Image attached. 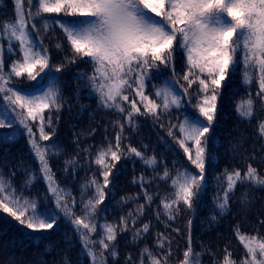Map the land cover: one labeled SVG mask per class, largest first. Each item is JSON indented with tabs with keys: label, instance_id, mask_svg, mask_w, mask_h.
Here are the masks:
<instances>
[{
	"label": "snow or ice",
	"instance_id": "obj_1",
	"mask_svg": "<svg viewBox=\"0 0 264 264\" xmlns=\"http://www.w3.org/2000/svg\"><path fill=\"white\" fill-rule=\"evenodd\" d=\"M14 12V19L0 21V129L10 130L0 132V152L7 161L18 138L26 135L30 151L39 163V173L22 168L31 175L18 189L13 183L15 172L6 177L2 167L7 164L0 167V210L28 230L30 243L48 239V233L63 218L73 226L83 246L82 254L91 258V264H106V253L117 255V235L130 230L129 222L135 228L146 206L141 204L121 217L120 225L97 223L98 217L103 219L99 215L103 211L100 205L111 191L109 186L113 184L114 170L118 171L117 163L139 158L153 169L154 180L171 181L172 192L161 198V205L167 219L173 220L181 206L194 210L207 189L206 174L218 147L214 133L219 122L221 90L241 64L243 84L251 86L255 81L258 90L255 98L249 95L235 110L239 118L249 121L256 118L257 104L259 111L264 112V0H14ZM57 26L72 55L53 64L44 39L60 41L59 36L51 35ZM55 48L63 51L64 43L57 42ZM5 49L9 56H17L7 66ZM177 53L186 57V71L182 74L175 69ZM78 61L89 64L91 74L84 70L74 77L77 99L87 92L88 99L97 100V110H110L123 116V122L117 119L114 125L119 128L115 143L109 141L95 154L102 181L94 173L80 186L79 200L71 189L56 181L49 160L59 156L63 149L52 140L55 131H46L53 127V112H59L66 103L64 69ZM163 69H169L171 74L166 75ZM17 78L35 84L22 89L17 87L20 82ZM181 80L186 83L182 84ZM149 87L153 89L151 93L147 91ZM138 105L143 106V111ZM188 105L196 111L188 112ZM87 107L80 105L81 111ZM174 112L179 116L173 117ZM141 116L150 117L154 125L166 128L168 137L183 150L196 171L183 165L177 168L175 163L170 169L155 155L148 156L130 143L123 146V141L128 139L124 135L125 124L136 131ZM172 119L178 122L172 123ZM258 132L264 137V119L259 120ZM159 139L167 144L163 138ZM147 147L144 145L145 150ZM167 150L174 148L168 145ZM76 163L75 159L66 161V170L67 165ZM161 165L162 174L157 171ZM225 175L227 187L216 198L220 215L229 210L231 194L238 183L264 186V177L251 165L243 175L239 170H225ZM40 177L50 195H44L38 203L36 198L25 196L24 191L30 190ZM133 182L142 188L149 183L143 176ZM217 187H221L219 179ZM154 195L145 189L146 204L153 202ZM49 200H54L52 209L45 203ZM159 215L158 211L157 218ZM149 230L150 224L144 223L132 233L133 239H139ZM3 235L4 229L0 227V236ZM237 238L245 249L244 257L237 262L226 252L221 264H264V236L242 234L237 229ZM167 241L168 237L158 234L157 246L161 250ZM7 243L15 247L16 241ZM50 250L46 246V252ZM172 255L170 243L159 256L145 247L139 264H145V258L147 264H170ZM64 264H68L67 259ZM128 264H133L131 256ZM178 264H202L201 254L192 247L190 232L188 246Z\"/></svg>",
	"mask_w": 264,
	"mask_h": 264
},
{
	"label": "trees",
	"instance_id": "obj_2",
	"mask_svg": "<svg viewBox=\"0 0 264 264\" xmlns=\"http://www.w3.org/2000/svg\"><path fill=\"white\" fill-rule=\"evenodd\" d=\"M24 9L25 12L28 11L27 3ZM14 17V0H0V21H9ZM51 35L59 36L60 41L46 38L44 45L49 48L51 62L59 64L65 60V56L71 57L72 53L58 26L56 32ZM61 41L64 43L63 51L55 48V44ZM4 57L6 66L17 58L16 55L9 56L6 49ZM175 69L179 74L186 71V57H182L180 53L176 54ZM84 70L91 74L90 65L83 61L70 64L64 69L66 85L63 95L66 103L59 112H53V127L46 129V131H55L52 140L63 149L59 156L51 157L49 160L56 181L60 186L71 189L77 200L80 196V186L87 179H91L94 173L102 181L98 165L95 164L96 151L106 146L109 141L115 143V136L119 131V128L114 126L115 122L117 119L123 122L122 115L117 116L110 110H97V100L88 99L87 92H83L77 99L75 92L77 85L74 77ZM163 71L166 75L171 74L169 69H163ZM242 71L243 65L241 64L240 68L226 79L224 82L226 87L221 90L219 122L215 125L214 133V139H218V147L214 150L215 160L208 167L206 174L207 189L194 210L181 206V211L175 218L168 220L163 212L161 198L172 192L171 181L165 183L159 179L154 180L153 169L145 166L139 158L122 159L117 163L118 171L114 170L113 184L109 186L111 191L108 192L104 203L100 205L103 211L99 215L103 219L98 217L97 223L108 222L120 225L121 217L127 216L128 212L134 211L141 204L146 206L144 214L137 219L135 228H132L129 222L130 230L117 235L115 241L117 255L113 257L106 253V264H128L130 256L133 264H139L140 254L145 247L159 256L167 251L169 243L173 253L170 264H178L179 260L183 259V252L188 246L189 232L192 247L196 253L201 254L202 264H221L226 252L231 253L232 259L239 262L244 257L245 249L237 238V229L242 234L264 236V223H261L264 221V186L253 185L251 182L238 183L231 194L229 210L220 215L216 207L218 194L222 196L223 188L227 187L225 170L227 172L239 170L243 175L248 165H251L257 169L261 177H264V137L258 132V123L260 119H264V112L259 111V104H257L256 118L249 121L239 118L235 110L237 104L247 99L249 95L255 98L258 90V83L255 81L251 86L243 84ZM17 79L20 81L17 87L22 89L35 84L34 81L26 78ZM181 83L186 82L181 80ZM177 87L179 88V85ZM147 91L151 93L153 89L149 87ZM135 99L138 100V98ZM192 103L194 104L195 100ZM81 104L88 105L86 110L81 111ZM138 106L143 111V106ZM187 111L195 112L196 110L188 105ZM196 114L198 115V112ZM178 116V112L173 113V117ZM164 122L167 124L168 120L165 119ZM171 122L177 123L178 121L172 119ZM138 125V130L134 131L125 124L124 135L128 139L123 141V146L126 147L130 143L146 151L148 156L155 155L158 161H163L170 169L175 163L177 168L183 165L196 171L187 160L183 150L171 137H168L166 128H161L159 124L154 125L150 117L143 116L138 117ZM6 131L10 130L0 129V132ZM34 131H36L35 128ZM38 135L37 132V137ZM159 138H163L167 144L162 143ZM50 142L40 141L42 144ZM144 145L148 146L146 150ZM168 145H172L174 151H168ZM209 147L211 148V144ZM3 155V152H0V167L7 164V167H2L6 177L15 172L13 183L18 189L23 187L24 181L31 175V173L22 171V168H31L36 170L37 174L39 173V163L30 151L26 135L18 138V143L11 148L7 161L3 159ZM71 159H75L77 163L75 166L67 165L66 170V161ZM157 171L162 174V165ZM141 176L149 182L144 188L139 183L133 182ZM218 179L221 187H217ZM145 189L150 194H155L150 205L146 204L144 199ZM46 194L50 195L47 193V184L42 177L31 186L30 190L24 191L25 196L36 198L38 203ZM129 197L132 199H128ZM45 203L48 208H54V200ZM79 208L80 205L77 204L78 214ZM158 211L159 218H157ZM213 216H216L215 221L212 220ZM189 221H191L190 226ZM144 223L150 224L149 232L134 240L132 233L135 229L142 228ZM0 227L5 233L0 236V264H40L41 261L46 264H64L65 259L68 264H91V258L82 254L83 246L73 226L63 218L60 219L55 230L48 233V239L37 243H30L28 230L2 210H0ZM158 234L168 237L163 250L157 246ZM13 239L16 241L15 247L7 243ZM46 246L51 250L46 252ZM145 264H147V258H145Z\"/></svg>",
	"mask_w": 264,
	"mask_h": 264
}]
</instances>
